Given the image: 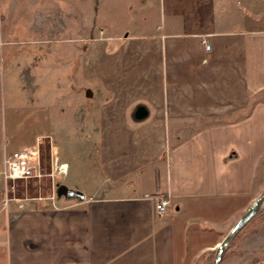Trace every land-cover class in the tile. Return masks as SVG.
<instances>
[{
	"label": "crops",
	"instance_id": "obj_1",
	"mask_svg": "<svg viewBox=\"0 0 264 264\" xmlns=\"http://www.w3.org/2000/svg\"><path fill=\"white\" fill-rule=\"evenodd\" d=\"M156 1L158 20L114 27V59L99 62L96 90L124 116L114 145L99 143L114 188L3 203L1 264H208L261 194L264 0ZM242 250L220 264H264Z\"/></svg>",
	"mask_w": 264,
	"mask_h": 264
},
{
	"label": "rangeland",
	"instance_id": "obj_2",
	"mask_svg": "<svg viewBox=\"0 0 264 264\" xmlns=\"http://www.w3.org/2000/svg\"><path fill=\"white\" fill-rule=\"evenodd\" d=\"M158 18L156 0H0V168L4 150L32 147L37 137L43 138L39 142L43 175L14 181L8 201L26 198L21 201L28 206L68 186L85 193L114 188V177L100 162L99 143L103 137L114 145L124 116L114 110L110 94L100 96L96 90L105 69L99 62L114 59L109 50L114 46V27L129 34L141 30L134 27L136 20L149 25ZM79 57L80 76L73 73L77 68L69 69L74 65L70 59ZM53 148L59 162H67L64 176L50 174ZM106 149L113 155L114 150H128ZM260 177L261 172L259 181ZM1 186L0 178L4 211L2 201L8 195L1 193ZM258 192L264 193V186ZM15 199L7 210L18 203ZM244 247L256 250L251 253L254 263H264V202L226 251Z\"/></svg>",
	"mask_w": 264,
	"mask_h": 264
},
{
	"label": "built area",
	"instance_id": "obj_3",
	"mask_svg": "<svg viewBox=\"0 0 264 264\" xmlns=\"http://www.w3.org/2000/svg\"><path fill=\"white\" fill-rule=\"evenodd\" d=\"M206 48H209L208 44H206ZM42 139L41 136L37 137L36 145L32 147H22L11 152H3L0 178L3 183L2 193L8 195L3 199L4 204H7L10 199L9 194L14 190V181L43 175L39 148V142ZM51 154L53 159L51 164H54V167L50 174L64 175L67 172V163L59 162L54 149H52ZM167 204V198H159L155 204L156 214L161 216L165 212Z\"/></svg>",
	"mask_w": 264,
	"mask_h": 264
},
{
	"label": "water",
	"instance_id": "obj_4",
	"mask_svg": "<svg viewBox=\"0 0 264 264\" xmlns=\"http://www.w3.org/2000/svg\"><path fill=\"white\" fill-rule=\"evenodd\" d=\"M61 190V189H60ZM58 190V194H65L67 196H77L83 197L80 192L73 191L71 189L62 188V191ZM264 202V193L257 196L251 204L246 208V210L241 214V216L235 221V223L228 230L226 235L222 238V240L217 244L215 248L214 257L211 264H220L222 257L227 250V247L232 240V238L236 235L239 230L248 222L250 218H252L260 209Z\"/></svg>",
	"mask_w": 264,
	"mask_h": 264
},
{
	"label": "flooded vegetation",
	"instance_id": "obj_5",
	"mask_svg": "<svg viewBox=\"0 0 264 264\" xmlns=\"http://www.w3.org/2000/svg\"><path fill=\"white\" fill-rule=\"evenodd\" d=\"M61 190H62V188H61Z\"/></svg>",
	"mask_w": 264,
	"mask_h": 264
},
{
	"label": "trees",
	"instance_id": "obj_6",
	"mask_svg": "<svg viewBox=\"0 0 264 264\" xmlns=\"http://www.w3.org/2000/svg\"><path fill=\"white\" fill-rule=\"evenodd\" d=\"M212 251H214V250H212Z\"/></svg>",
	"mask_w": 264,
	"mask_h": 264
}]
</instances>
